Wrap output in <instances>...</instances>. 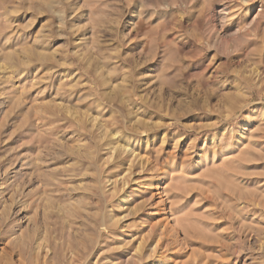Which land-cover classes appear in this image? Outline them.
<instances>
[{"label": "rangeland", "instance_id": "obj_1", "mask_svg": "<svg viewBox=\"0 0 264 264\" xmlns=\"http://www.w3.org/2000/svg\"><path fill=\"white\" fill-rule=\"evenodd\" d=\"M79 125L89 147L74 151L94 149L93 159L82 154L85 166L76 165L96 175L71 184L93 178L101 212L122 220L107 236L99 224L85 233L74 207L53 212L48 264H70L71 246L93 263L128 264L141 239L150 250L157 245L153 264H264V0H0L1 211L14 210L7 202L13 181L27 193L26 149L34 158L40 138L50 139L51 157L66 153L60 171L76 166L80 157L67 148L78 144ZM127 139L141 162L123 186L129 156L106 164L105 147ZM235 150V162L221 166ZM172 167L175 180L165 184ZM76 188L72 198L62 192L66 209L79 200ZM109 189L117 195L111 200ZM171 202L182 204L188 223L174 228ZM7 248L1 241L0 253Z\"/></svg>", "mask_w": 264, "mask_h": 264}, {"label": "bare ground", "instance_id": "obj_2", "mask_svg": "<svg viewBox=\"0 0 264 264\" xmlns=\"http://www.w3.org/2000/svg\"><path fill=\"white\" fill-rule=\"evenodd\" d=\"M70 112V111H69ZM68 112V113H69ZM75 120V119H74ZM73 123V122H72ZM75 123V122H74ZM81 124V123H80ZM97 124V123H96ZM96 124L94 125V126H96ZM99 124V123H98ZM71 125H75V124H71ZM101 125V124H100ZM76 126V125H75ZM78 126V125H77ZM80 126V125H79ZM103 126V125H102ZM56 127V126H55ZM58 127H60V126H58ZM74 128V127H73ZM54 129V128H53ZM52 129V130H53ZM57 130L59 129L60 130V128H56ZM71 129V128H70ZM79 129V128H78ZM98 129H101V126L98 128ZM48 130V129H47ZM58 130V131H59ZM84 130V129H83ZM83 130H82V128H81V126H80V131H81V133L80 132H77V133H75L74 132V134L76 135V140H78L77 141V143L79 144H76V146H75V144L73 143V142H71V143H73V145L75 146L74 148L72 147V148H67V150L68 151H70V150H73L74 151V149L76 148V147H78V149H80L81 147H83L84 145L82 144L81 145V142H83V141H81V140H83L82 138H80L81 136H82V133H83ZM49 131H51V130H49ZM56 131V130H55ZM74 131V130H73ZM76 131V130H75ZM43 132V131H42ZM61 132V131H60ZM72 132V131H71ZM54 133V132H53ZM53 133H51L50 132V134H51V136H53L52 134ZM56 133V132H55ZM69 133V132H68ZM57 134V133H56ZM64 134V133H63ZM69 134H71V133H69ZM65 135V134H64ZM63 135V136H64ZM72 135H73V133H72ZM83 135H84V133H83ZM87 135V134H86ZM48 136H50V135H48ZM48 136H47V139H49L48 138ZM60 136V135H59ZM59 136H57V138L59 137ZM65 136H67V134L65 135ZM74 136V135H73ZM54 137V136H53ZM68 137V136H67ZM66 137V138H67ZM56 138V139H57ZM60 138V137H59ZM65 138V137H64ZM70 138H72L71 136H70ZM84 138V137H83ZM68 139V138H67ZM50 140V139H49ZM48 140V141H49ZM61 140H63V139H61ZM70 140V139H69ZM74 140V139H73ZM85 140V139H84ZM88 140V139H87ZM87 140L85 141V142H87ZM48 141H46V138H45V136H44V138H40L38 141H37V144H36V149H37V154L34 156V158L32 157V155L35 153L34 151H33V153L31 154V148H27L26 149V151H27V157L26 158H28V160H27V163H26V165H27V170H26V186H27V193L25 194L24 192H23V188H24V186L23 185H20L18 182H16V181H13V183H14V186H13V188H12V193H11V195H10V197L9 198H7L6 200H7V202H10L11 203V206L12 207H14V210H13V208H10V211H13L12 213H10V215L9 214H7L8 212H10L9 210H8V212H6V211H4V209L0 212V243H1V241H5L6 243H7V246H8V248L7 249H10L9 251V253H7L6 251L5 252H3V253H0V264H48V259H47V257L49 256L48 255V253L50 252V248H49V246L46 244L47 242H46V237L49 235V234H51V232H49V230H48V225H46L47 224V221L49 220V217H50V215L54 212H57V214H56V216L58 215V212H62L61 210H71V208L72 207H74V211H70V212H74V213H72V214H74V217L73 218H75L76 220H79L78 222H81V226L82 227H84L85 228V233L86 232H88V231H93L94 229H95V226H97L98 224L99 225H101V227L103 226L104 227V231H105V233H107V236H109L110 235V233H111V231H110V233H109V229L111 228V226L112 225H116L118 222H120V220H122V219H120L119 217L117 218V216H116V214H115V212L113 213V212H109V214L107 215V213H106V211H104L103 210V212H101V206H100V199L99 198H101L100 196H98L97 195V193L98 192H96L97 190H96V188H95V183L97 182H95V180L93 179V178H91V179H87L88 181H85V180H83V181H85V182H87V183H82V181L81 180H79V181H81V183H79V185L78 186H75V184H74V186L71 184V182L72 181H74V179H79L78 178V176H79V174L80 175H82L83 176V178L85 179V176L87 175V173L92 169H90V167L89 166H86V167H84L85 169L83 170V168H82V165H84L82 162H81V155L82 154H85V156L84 157H82V158H86L87 156V159H93V157H89L93 152H89L90 150V148L91 149H94V148H92V147H90L89 149H88V152L86 151V153H84V151H83V149H82V151H83V153L80 155L78 152H76V151H74V153L76 152L77 154H78V157H80L79 158V161L77 162V159H76V162L75 161H73L74 163V165H76V163H82V165H79V164H77L73 169H69L68 167L66 168H61L62 170L60 171L59 170V168H58V165H61V163H62V157H64L63 155H65L66 153L64 152H62V154L60 153H58V155L57 156H54V155H52V157H51V155H50V153L47 151L48 150V146H50V144H48ZM55 141V140H54ZM58 141V140H57ZM56 141V142H57ZM65 141V140H64ZM56 142H53V143H55L56 144ZM68 142H70V141H68ZM67 142V143H68ZM122 142V141H121ZM53 143H51L52 145V147L49 149V150H51V149H53L54 147H53ZM61 144L60 145H62V142H60ZM70 143V144H71ZM84 143V142H83ZM88 143V142H87ZM59 144V143H58ZM90 144V143H89ZM66 145V144H65ZM73 145H70V146H73ZM78 145V146H77ZM86 146L88 145V144H85ZM35 146V145H34ZM55 146H57V144L55 145ZM67 146V145H66ZM69 146V145H68ZM69 146V147H70ZM65 147V146H64ZM89 146H87V147H85L84 146V148L86 149V148H88ZM58 149H59V146L57 147ZM56 148V150H57V152H58V149ZM61 148H62V146H61ZM106 149H105V152H106V156H107V158H106V164L109 162L110 163V161L113 159V161H115L116 159H118L119 160V162H120V159H121V162H122V158L123 159H125V157L126 156H129L128 157V159H130L129 160V162H130V167L128 168V169H126V173L124 174V172H123V176L121 177V179H120V182H122L123 183V186H127L126 184L128 183V181H129V179L131 178V175H132V171H131V166H133L132 164L134 163V162H136V161H140L141 162V159L139 158V156L138 155H136L135 154V152H134V150L133 149H130L131 148V145H130V142H129V140L127 139V140H125L124 142H122V143H119V142H113V143H108L107 144V147H105ZM35 149V150H36ZM96 149V148H95ZM55 150V149H54ZM29 151H30V154H28L29 153ZM65 151V150H64ZM67 151V152H68ZM92 151V150H91ZM96 152H98V148H97V151H95V153ZM235 152H237L236 150L235 151H232V152H230L229 154H231L230 155V157H228V158H226V159H222L221 160V166H226V165H228V166H231V164H233L234 162H235V160H236V156H234V153ZM56 153V152H55ZM53 154H54V152H53ZM100 154H101V152H100ZM56 155V154H55ZM68 155V154H67ZM74 155V154H73ZM72 155V156H73ZM76 155V154H75ZM98 155V154H97ZM68 156H70V152H69V155ZM83 156V155H82ZM92 156V155H91ZM93 156H96V155H94L93 154ZM122 156H124V157H122ZM77 157V156H76ZM119 157V158H118ZM223 157V156H222ZM65 158V157H64ZM71 158H74V156L73 157H71ZM70 158V159H71ZM66 159V158H65ZM95 159V158H94ZM97 159V158H96ZM100 159H101V157H100ZM94 161V160H93ZM92 161V162H93ZM118 162V161H117ZM117 162H116V164H117ZM140 162H138V163H140ZM68 163V162H67ZM86 163V162H85ZM91 163V162H90ZM90 163H87L88 165H90ZM95 163H97V162H95ZM108 163V164H109ZM50 164H53L55 167H57V168H54L55 170H51V171H49L48 170V167H49V165ZM72 164V165H73ZM103 164L104 165H106L105 164V162H103ZM65 165H66V163H65ZM72 165H70V166H72ZM101 165V164H100ZM114 165V164H113ZM118 165V164H117ZM52 166V165H51ZM85 166V165H84ZM93 166V165H92ZM91 166V167H92ZM98 165H96L95 166V170H96V167H97ZM107 166H109V165H107ZM94 167V166H93ZM100 167V166H99ZM103 167H105V166H103ZM227 167V166H226ZM233 167V166H232ZM116 168V167H115ZM173 168L174 167H172V169H168L169 171L167 172V174L166 175H163V176H165L164 178H163V180H166L165 181V184L166 183H170L171 184V182L172 181H174L175 180V175H174V172H173ZM51 169V168H50ZM53 169V168H52ZM56 169H58V171L56 170ZM94 169V168H93ZM101 169V168H100ZM97 170H98V168H97ZM113 169H111V171H112ZM92 171V170H91ZM90 171V173H92V172H94V171H92L91 172ZM104 171V170H103ZM124 171V170H123ZM175 171V170H174ZM180 171V170H179ZM96 172H98V173H100L99 171H96ZM109 172V171H108ZM82 173V174H81ZM89 173V174H90ZM88 174V175H89ZM93 175L95 174V173H92ZM101 174V173H100ZM100 174H99V180L101 179L100 178ZM105 174H107V176H108V174L109 173H106V171L104 172V175ZM96 175V174H95ZM103 175V176H104ZM90 176H91V174H90ZM98 176V175H97ZM102 176V175H101ZM118 176V175H117ZM163 176H161V177H163ZM88 177V176H87ZM94 177V176H93ZM148 177V176H147ZM82 178V179H83ZM95 178V177H94ZM104 178V177H103ZM110 178V177H109ZM160 178V177H159ZM96 179V178H95ZM157 179H158V177H157ZM157 179L155 180V182L157 181ZM97 180V179H96ZM119 180V179H118ZM118 180L116 179L115 181L113 180V184H115V187H117L116 186V183L118 182ZM78 181V182H79ZM107 181H109V179L107 180ZM99 182V181H98ZM102 182V181H101ZM111 182V181H110ZM100 183V182H99ZM103 183V182H102ZM108 182H105V184H107ZM112 183V182H111ZM119 183V182H118ZM121 183V184H122ZM142 183V182H141ZM68 184H70V187H69V189H67V185ZM182 184V183H181ZM3 185V184H2ZM95 185V186H94ZM101 186L103 185V184H100ZM109 185H111L110 183H109ZM109 185H105L106 187L107 186H109ZM160 185V184H159ZM168 185V184H167ZM1 186V185H0ZM69 186V185H68ZM113 186V185H112ZM76 187H80L79 189H78V191H79V193L81 192V194H77L76 195V198H77V196L78 195H80V197H79V200H75L74 198H73V200H70L71 202L73 201L74 203H68V208H69V206H70V209H66L64 206H62L60 203H61V201L63 200L61 197H63L62 196V192H64V191H68V193L66 192V195H69L70 194V196H71V198L72 197H74L75 195H74V193H75V191H77V188ZM167 186H165V187H163V195L165 194V196L168 198V199H170V191H169V189H168V187L166 188ZM112 188V187H111ZM121 188V187H120ZM156 188H158V186L156 187ZM161 188V187H160ZM81 190V191H80ZM113 190V189H112ZM99 191V190H98ZM103 191V190H102ZM109 191V193H110V199L109 200H111V199H113V197H116L114 194H115V192H114V190L113 191H110V189L108 190ZM127 191V190H126ZM105 192H106V190H105ZM65 193V192H64ZM63 193V194H64ZM99 193H101V191L99 192ZM5 194H6V189H4V190H0V201H2V199H4L5 198ZM102 194V193H101ZM106 194V193H105ZM108 194V193H107ZM106 194V195H107ZM124 194V193H123ZM159 195V194H158ZM172 196H175L174 194H171ZM126 196V195H125ZM128 197V196H127ZM176 197V196H175ZM174 197V198H175ZM67 198V197H66ZM70 198V197H69ZM60 199H62V200H60ZM65 199V198H64ZM115 199V198H114ZM173 199V198H172ZM171 199V201H174V200H172ZM179 199H180V197H179ZM201 199V198H200ZM106 200H107V198H106ZM106 200H104V198H103V201H106ZM118 200H119V197H118ZM118 200H117V202H118ZM121 201V204L120 205H125L126 203L124 202V199L122 198V199H120ZM181 200V199H180ZM185 200H186V198H185ZM184 200V201H185ZM59 201H60V203H59ZM65 201H66V199H65ZM68 201V200H67ZM76 201V202H75ZM78 201V202H77ZM103 201H102V203H103ZM170 201V200H169ZM6 202V203H7ZM167 202H168V200H167ZM183 202V201H182ZM181 202V203H182ZM3 203V202H2ZM105 203V202H104ZM104 203H103V205H104ZM115 203V202H114ZM174 203V202H173ZM189 203V202H188ZM187 203V204H188ZM108 204H110V201H109V203ZM171 204V206L170 207H168V211H169V214L171 215V217H172V221H173V223H175V224H173L174 225V228H176V227H178V226H176L177 224L178 225H180L181 226V223L182 222H187L188 223V221H190V218H188L189 216L188 215H180L181 213H182V211L183 210H181V208L183 207L182 206V204H181V207L180 208H178V207H175V205H173L172 206V202L170 203ZM169 204V205H170ZM67 205V204H66ZM102 205V204H101ZM105 205H106V203H105ZM115 205H116V203H115ZM184 205V204H183ZM167 206V205H166ZM5 207V206H4ZM9 206H7V208H8ZM102 207H104V206H102ZM108 207V206H107ZM119 207V206H118ZM162 207V206H161ZM111 208H113L112 206H111ZM122 208H123V206H122ZM165 208V207H164ZM164 208H163V210H164ZM6 210V209H5ZM17 210V211H16ZM38 210H40L41 212H43L42 214L43 215H41L42 217H43V222H44V224L46 225V226H44V227H42V224L40 225V223H39V221H38V216L37 215H35V213L37 214L38 213ZM114 210H117V209H113V211ZM181 210V211H180ZM16 211V212H15ZM111 211H112V209H111ZM166 211V210H165ZM41 212H40V214H41ZM101 212V213H100ZM105 212V213H104ZM108 212V211H107ZM219 212H221V211H219ZM166 213V212H165ZM101 214V215H100ZM113 214H115V215H113ZM14 215H15V217H14ZM18 217H17V216ZM22 215H23V218H24V220H23V218H22ZM60 215V214H59ZM58 215V216H59ZM120 215V214H119ZM12 216L14 217V218H12ZM52 216V215H51ZM73 216V215H72ZM99 216H101L100 217V219L101 220H98L99 219ZM168 216V215H167ZM41 217V218H42ZM171 217H170V219H171ZM121 218H124V217H121ZM162 218V217H161ZM240 219V218H239ZM76 220H74V221H76ZM21 222H23L24 223V225H25V227H23L22 228V226L20 225V223ZM101 223V224H100ZM121 223V222H120ZM119 223V224H120ZM162 223H164V221L162 222ZM160 225H161V222L159 223ZM172 225V226H173ZM183 225V224H182ZM179 226V229L181 228ZM101 227H100V229H101ZM114 227V226H113ZM116 227H117V225H116ZM182 227H184V225L182 226ZM185 227H187V226H185ZM185 227H184V229H185ZM43 228V229H42ZM141 228V227H140ZM139 228V229H140ZM151 228V227H150ZM153 228L154 227H152L151 229L153 230ZM161 227H159V229H160ZM173 228V227H172ZM174 228L172 229V230H174ZM103 229V228H102ZM167 229H168V227H167ZM170 229V228H169ZM179 229H177V230H179ZM183 229V228H182ZM183 229V230H184ZM106 230H108V231H106ZM111 230V229H110ZM113 230V229H112ZM180 231V230H179ZM95 232V231H94ZM139 232H140V230H139ZM144 232V231H143ZM142 232V233H143ZM154 233H155V231H153ZM152 232V233H153ZM165 232V231H164ZM184 232V231H183ZM85 233L83 234L84 236H85ZM89 233V232H88ZM105 233L103 232L102 233V235L104 234L105 235ZM108 233H109V235H108ZM147 233H150L149 231L147 232L146 231V233H144L145 235L144 236H146V234ZM166 233V232H165ZM168 233V232H167ZM166 233V235H168ZM172 233V232H171ZM188 233H189V231H188ZM115 234V233H114ZM129 234V233H128ZM135 234V233H134ZM133 234V235H134ZM137 234V233H136ZM140 234V233H139ZM158 234H160V233H158ZM138 235V234H137ZM154 235V234H153ZM161 235V234H160ZM170 235V234H169ZM185 235H187L186 233H185ZM81 236V235H80ZM91 236L93 237V233L92 234H90V238H91ZM139 236V235H138ZM157 236H159V235H157ZM156 236V237H157ZM172 236V235H171ZM188 236V235H187ZM194 236V235H193ZM198 236V235H197ZM83 237V236H82ZM87 237H88V235H87ZM87 237H85V239L87 238ZM101 237V236H100ZM99 237V238H100ZM137 237V236H136ZM135 237V238H136ZM141 238H143V236L141 235L140 236ZM162 237V236H161ZM174 237V236H173ZM172 237V238H173ZM175 237H177V236H175ZM189 237V236H188ZM81 238V237H80ZM98 238V239H99ZM104 238V237H103ZM131 238V237H130ZM147 238V237H146ZM145 238V239H146ZM152 238V237H151ZM150 238V241L152 240ZM167 238H170V237H167ZM166 238V239H167ZM191 238V237H190ZM79 239V238H78ZM112 239H113V237H112ZM115 239V238H114ZM140 239V238H139ZM157 239V238H156ZM162 239H164V237L162 238ZM175 239V238H174ZM174 239H172L174 242H175V240ZM205 239V238H204ZM92 242H96L94 239H90ZM94 240V241H93ZM154 240V239H153ZM158 240V239H157ZM165 240V239H164ZM163 240V241H164ZM177 240L178 239H176V242H177ZM128 241V240H127ZM147 241V240H146ZM162 241V240H161ZM161 241H160V239L158 240V242H160V244H162L161 243ZM167 241V240H166ZM171 241V240H170ZM202 241V240H201ZM207 241V240H206ZM88 242V240L87 241H85L84 242V240H83V242H82V251H83V249H85L86 250V243ZM133 242H135L134 240H133ZM153 243L155 242V241H152ZM168 242H169V240H168ZM167 242V243H168ZM179 242V241H178ZM191 242H193V241H191ZM199 242V241H198ZM203 242V241H202ZM205 242V241H204ZM209 242V241H208ZM77 243V242H76ZM79 243H80V239H79ZM132 243V242H131ZM136 243H138V242H136ZM152 243V244H153ZM156 243V242H155ZM170 243V242H169ZM168 243V244H169ZM213 242H209V244H212ZM88 244H92V243H88ZM87 244V245H88ZM100 244V243H99ZM135 244V243H134ZM150 244H151V242H150ZM175 244V245H174ZM174 244H172V245H174L175 247H176V245H179V243L178 244H176V243H174ZM214 244V243H213ZM4 245H6V244H4ZM96 245V244H95ZM98 245V244H97ZM146 245H148L147 243H146ZM155 245V244H154ZM165 245V244H164ZM163 245V246H164ZM192 245V244H191ZM132 246V245H131ZM162 246V247H163ZM166 246V245H165ZM164 246V248H165V250H166V247ZM205 246H206V244H205ZM68 247V246H67ZM77 247H80V246H78L77 245ZM95 247V246H94ZM133 247V246H132ZM149 245H148V248H145V246H144V242H143V240L141 239V241L139 242V244L135 247V249H134V252H133V254H131V257L128 259V264H153V262H154V255H156V253H158V248H157V245H155V247L153 248V249H151L152 250V252H150L151 250L149 249ZM160 248H161V246H159ZM200 247V246H199ZM81 248V247H80ZM134 248V247H133ZM132 248V249H133ZM152 248V247H151ZM168 248V247H167ZM193 248V247H192ZM194 248H195V246H194ZM193 248V250L194 251H197V250H195ZM2 249H4L3 247H2ZM1 249V250H2ZM67 249V248H66ZM66 249H64V250H66ZM70 250H69V253L70 254H66V257H67V259L70 257V259H71V261H70V264H75V261L77 260L78 261V263L76 262V264H95V262L93 263L92 262V258L90 257V256H92V255H90V256H88V257H83V255H81V253L79 252V251H77V249H75V248H73L72 246H71V248H69ZM147 249H149L150 251L148 252V250ZM162 249V248H161ZM5 250V249H4ZM177 250V249H176ZM163 251V250H162ZM191 251H192V249H191ZM204 251V250H203ZM206 251V250H205ZM1 252V251H0ZM51 252H52V250H51ZM65 252V251H64ZM132 253V252H131ZM194 253V252H193ZM210 253V252H209ZM49 254H51V253H49ZM96 255V254H95ZM148 255V256H147ZM172 255V254H171ZM51 256V255H50ZM69 256V257H68ZM52 257V256H51ZM207 258V257H206ZM216 258V257H215ZM223 258V257H222ZM159 259V258H158ZM162 259V258H161ZM161 259H159V260H161ZM209 259V258H208ZM155 262H156V260H155ZM205 262V261H204ZM207 262V261H206ZM96 264H97V262H96ZM158 264H161V263H158ZM211 264V263H210Z\"/></svg>", "mask_w": 264, "mask_h": 264}]
</instances>
